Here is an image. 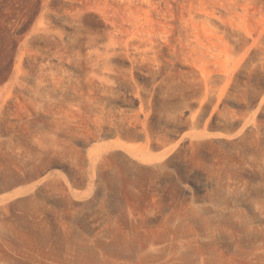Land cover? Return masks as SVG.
I'll return each instance as SVG.
<instances>
[{
	"label": "rangeland",
	"instance_id": "374dc122",
	"mask_svg": "<svg viewBox=\"0 0 264 264\" xmlns=\"http://www.w3.org/2000/svg\"><path fill=\"white\" fill-rule=\"evenodd\" d=\"M0 264H264V0H0Z\"/></svg>",
	"mask_w": 264,
	"mask_h": 264
}]
</instances>
